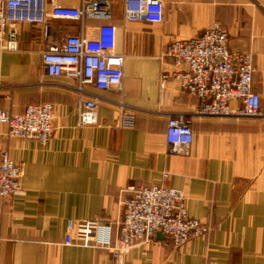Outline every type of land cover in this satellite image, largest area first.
I'll use <instances>...</instances> for the list:
<instances>
[{"label": "crops", "instance_id": "1", "mask_svg": "<svg viewBox=\"0 0 264 264\" xmlns=\"http://www.w3.org/2000/svg\"><path fill=\"white\" fill-rule=\"evenodd\" d=\"M107 1L115 50L125 62L120 92L86 88L99 96L96 125L78 126L75 82L48 78L41 53L103 22L86 20L82 29L47 17L45 24L14 27L15 51L0 43V109L19 114L32 104L54 107L45 147L9 137L0 123V156L7 152L22 170L20 190L0 198V264H117L108 251L65 245L67 221H117L127 187L163 183L184 192L188 215L211 225V233L180 248L157 233L129 249L120 264H264V0H161L160 24L127 22L125 0ZM80 2L45 0L44 10ZM213 22L227 33L232 51L253 55L259 117L195 114L199 101L174 76L187 66L162 56L167 44L197 37ZM119 102L135 115L134 128H118ZM178 117L193 131L188 155L170 153L165 141L167 120Z\"/></svg>", "mask_w": 264, "mask_h": 264}, {"label": "built area", "instance_id": "2", "mask_svg": "<svg viewBox=\"0 0 264 264\" xmlns=\"http://www.w3.org/2000/svg\"><path fill=\"white\" fill-rule=\"evenodd\" d=\"M45 0H0V43L8 51L18 46L15 26L23 23L45 24L46 18L73 21L86 20L103 23L92 31L81 30L65 37L62 44L41 53L42 69L50 79L66 77L75 82L79 95L78 126L97 124L99 96L97 92L122 89L125 55L116 53V27L110 24L112 14L107 0H81L78 7L54 5L44 10ZM124 19L127 22L160 24L164 19L161 0H125ZM163 58L174 64H185L187 72L175 74L183 92L199 101L194 113L203 117L254 118L262 115L260 96L253 91L256 72L253 55L232 51L228 35L213 22L201 35L167 44ZM167 79L163 76L161 86ZM86 88L97 91L91 93ZM86 95L90 97L85 98ZM120 129H132L135 115L118 103ZM54 107L49 102L29 105L22 113L12 114L0 109V123L7 125L8 136L34 139L45 147L54 132ZM165 141L172 154L188 155L193 141L189 121L178 118L167 120ZM21 167L7 152L0 156V198L12 197L20 190ZM163 181L168 174L162 175ZM129 196L122 201V213L117 221L93 219L68 220L64 244L78 243L105 250L120 264L122 256L132 247L149 242L157 233L169 238L173 248H180L192 239L207 237L212 226L190 217L186 196L181 189L163 184L127 187ZM117 228L116 236L113 235Z\"/></svg>", "mask_w": 264, "mask_h": 264}]
</instances>
